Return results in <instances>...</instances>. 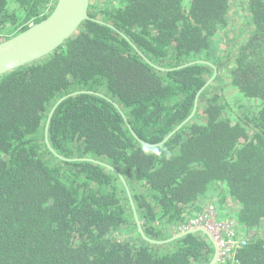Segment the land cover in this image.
<instances>
[{"label": "trees", "instance_id": "1", "mask_svg": "<svg viewBox=\"0 0 264 264\" xmlns=\"http://www.w3.org/2000/svg\"><path fill=\"white\" fill-rule=\"evenodd\" d=\"M91 1L86 20L46 57L0 76V264H208L204 232L167 243L138 230L125 176L146 234L169 239L208 202L246 229L227 264H264V0H249L254 30L229 69L232 97L211 93L223 57L220 31L232 0ZM57 0H0V38L46 18ZM221 47V48H220ZM195 116L168 134L193 111ZM53 113L49 139L46 123ZM117 102L131 126L130 130ZM248 99V100H246ZM127 237V238H121Z\"/></svg>", "mask_w": 264, "mask_h": 264}, {"label": "water", "instance_id": "2", "mask_svg": "<svg viewBox=\"0 0 264 264\" xmlns=\"http://www.w3.org/2000/svg\"><path fill=\"white\" fill-rule=\"evenodd\" d=\"M92 0H57L56 6L52 10L51 14H49L46 18L43 20L37 22V23H32L30 27L25 29L24 31H21L17 33L16 35H13L9 38H6L2 41H0V76H3L4 74H7L11 72L12 70H15L21 66H24L26 64L35 62L37 60H40L47 55L51 54L54 52L57 48H59L61 45H63L68 39L72 38L75 36L79 28L82 26V24L86 20H93L96 22H100L103 24H106L110 27H113L116 29L120 34H122L130 43L138 50V52L152 65L157 67L160 70H167L166 67H162L159 65H156L153 63L138 47L137 45L131 40L129 36H127L123 31H121L119 28H117L115 25L102 20L100 18H95L90 15L89 13V8ZM206 63L211 65L214 68V74L207 80L206 84L201 88V90L198 92L194 104L193 111L191 114L183 120L180 124L176 126L175 129H173L168 136L160 143H165L175 132H177L180 128H182L187 122H189L196 114L199 106V99L201 93L214 81L218 74V67L216 64H214L211 61L208 60H195L191 62H187L185 64H182L178 66L177 68L185 67L187 65H191L194 63ZM79 93H93L97 95L104 96L102 93L97 92V91H92V90H80V91H75L72 92L68 95H65L61 97L56 105L53 107L52 111L50 112L48 121L46 123V143L49 146V148L52 150L54 154L57 156L63 158L64 160H70L69 158H66L62 156L60 153H58L55 148L52 146L51 141L49 139V127H50V122L53 116L54 111L56 110L57 106L65 100L67 97L76 95ZM111 100V99H110ZM116 107L121 111L123 114L130 130L132 133L145 145L151 146L153 144H150L146 141H144L142 138L138 136L134 128L131 126L128 117L126 114L123 112L122 108L120 105L111 100ZM75 159H82V160H87V161H93L95 163H100L103 164L104 166L111 168L114 170L121 180L123 181L127 193L129 195L131 205L133 206L134 213H135V220L138 225V230L141 233V235L148 241L153 242V243H167L172 240H175L177 238L183 237L189 233L192 232H199L201 230L202 232L206 233L208 237L211 239L213 244L215 245V253L211 259V261L208 264H215L216 258H217V247L214 241V238L212 234L206 230V229H199V228H194L187 230L185 232H180L177 234H174L172 237L169 239L165 240H156L154 238L149 237L142 225V221L138 215L137 209H136V204L133 199L130 187L128 185V182L125 178V176L122 174V172L112 166L109 163L103 162L101 160L95 159V158H90V157H84V158H75Z\"/></svg>", "mask_w": 264, "mask_h": 264}, {"label": "rangeland", "instance_id": "3", "mask_svg": "<svg viewBox=\"0 0 264 264\" xmlns=\"http://www.w3.org/2000/svg\"><path fill=\"white\" fill-rule=\"evenodd\" d=\"M106 0H92V2L104 3ZM249 0H232L231 1V12H230V24L229 26L220 31L219 41L221 45V51L218 54L223 57L224 63H229L230 61H235V57L239 51L240 46L246 41L247 37L253 32L254 27L252 23V17L250 16L249 10ZM113 2L109 1V6ZM4 36L0 38V41L4 40ZM233 66L232 63L222 65V69L219 72V79L214 83L210 90L211 93L220 92L223 93L225 98L232 97L235 93V89L230 86L229 69ZM248 100V99H246ZM261 230L256 235H264V223ZM246 234V229L244 230ZM121 238H127L118 236Z\"/></svg>", "mask_w": 264, "mask_h": 264}, {"label": "built area", "instance_id": "4", "mask_svg": "<svg viewBox=\"0 0 264 264\" xmlns=\"http://www.w3.org/2000/svg\"><path fill=\"white\" fill-rule=\"evenodd\" d=\"M223 212L224 210L221 211L214 202H209L203 206V209L196 211L190 219L177 226L175 234L194 228L208 230L217 247L215 264H227L228 259L247 244V239L244 237L245 228L242 223L232 216H222Z\"/></svg>", "mask_w": 264, "mask_h": 264}, {"label": "crops", "instance_id": "5", "mask_svg": "<svg viewBox=\"0 0 264 264\" xmlns=\"http://www.w3.org/2000/svg\"><path fill=\"white\" fill-rule=\"evenodd\" d=\"M227 201L229 202H226L222 206V209L224 210V212L222 213V216L224 217L230 216L232 213H234L236 210L239 209V205L237 204L235 200H227Z\"/></svg>", "mask_w": 264, "mask_h": 264}, {"label": "bare ground", "instance_id": "6", "mask_svg": "<svg viewBox=\"0 0 264 264\" xmlns=\"http://www.w3.org/2000/svg\"><path fill=\"white\" fill-rule=\"evenodd\" d=\"M50 14H51V13H50ZM192 216H193V215H192ZM192 216H189L188 219H190ZM188 219H186V221H187ZM175 229H176V228H175ZM174 232H175V231H174Z\"/></svg>", "mask_w": 264, "mask_h": 264}, {"label": "flooded vegetation", "instance_id": "7", "mask_svg": "<svg viewBox=\"0 0 264 264\" xmlns=\"http://www.w3.org/2000/svg\"><path fill=\"white\" fill-rule=\"evenodd\" d=\"M227 202H229V201H227ZM209 203V202H208ZM215 203V202H214Z\"/></svg>", "mask_w": 264, "mask_h": 264}]
</instances>
